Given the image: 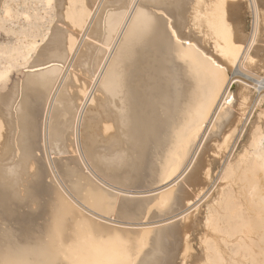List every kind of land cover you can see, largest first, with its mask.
Masks as SVG:
<instances>
[{
	"label": "bare ground",
	"instance_id": "obj_1",
	"mask_svg": "<svg viewBox=\"0 0 264 264\" xmlns=\"http://www.w3.org/2000/svg\"><path fill=\"white\" fill-rule=\"evenodd\" d=\"M0 264H264V0H0Z\"/></svg>",
	"mask_w": 264,
	"mask_h": 264
},
{
	"label": "snow or ice",
	"instance_id": "obj_2",
	"mask_svg": "<svg viewBox=\"0 0 264 264\" xmlns=\"http://www.w3.org/2000/svg\"><path fill=\"white\" fill-rule=\"evenodd\" d=\"M178 35V34H177ZM183 39V38H180ZM227 104H232L234 103V101L232 100H226L225 101ZM178 171V168H173L171 171L166 172L164 175L159 176L158 178V185L161 187H167L168 184H170L172 182V179L174 178V176L176 175V172ZM173 193H167L166 195L162 194L161 196H159L157 198V202L163 206L165 200L169 199L171 197ZM149 204L152 205L153 201H149ZM146 211L149 212V214H151L152 209L149 208ZM209 223V227H212V222L211 220L208 222Z\"/></svg>",
	"mask_w": 264,
	"mask_h": 264
},
{
	"label": "rangeland",
	"instance_id": "obj_3",
	"mask_svg": "<svg viewBox=\"0 0 264 264\" xmlns=\"http://www.w3.org/2000/svg\"><path fill=\"white\" fill-rule=\"evenodd\" d=\"M250 23V20H248V24Z\"/></svg>",
	"mask_w": 264,
	"mask_h": 264
}]
</instances>
